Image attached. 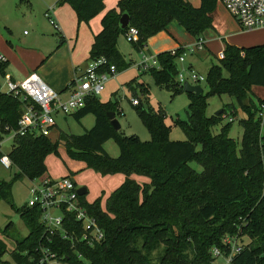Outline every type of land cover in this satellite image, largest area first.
Masks as SVG:
<instances>
[{"label": "trees", "instance_id": "1", "mask_svg": "<svg viewBox=\"0 0 264 264\" xmlns=\"http://www.w3.org/2000/svg\"><path fill=\"white\" fill-rule=\"evenodd\" d=\"M57 5L71 6L79 23H89L105 10V0H58ZM216 5L217 0H201L198 8L188 0H119L117 9L102 20V31L94 39L89 61L105 57L118 71L125 69L127 64L118 49V39L130 28L139 32L138 42L132 44L137 52L146 48L149 39L167 31L173 22L200 39L206 31L214 29L212 14ZM125 14L130 23L122 29L120 20ZM183 50L178 49L175 55L171 52L158 55L160 69L146 72L173 97L184 93L177 82V59ZM223 54L224 58L207 75L208 92L199 96L188 94V120L176 121L187 140H169L165 112L146 110L140 102L135 106L136 112L151 140L141 142L136 136H123L108 118L109 112H115L117 118L122 114L119 103H101L98 97H92L82 110L72 115L78 121L88 115L95 117L94 127L86 134H60L56 142L51 136L14 139L9 156L18 173L12 182H0V200L14 207L15 182L47 174L46 157L60 156L59 147L64 143L68 156L84 163L87 170L103 177L117 174L126 177L107 198L105 209L102 197L93 203L85 201L106 234L101 245L84 250L90 264H212L213 247L224 246L219 236L234 234L235 226L241 223L239 219L247 221L244 230L250 242L241 243L240 252L230 264H264V137H260L261 122L257 119L259 104L264 100L256 101L252 95L253 87H264V44L253 47L227 44ZM139 86L147 97L150 87ZM224 95L236 99L241 109L248 112V119L240 122L244 130L240 148L228 136L231 123L214 135L212 128L222 122L206 115L207 99ZM21 108L18 99L0 96V141L9 135V129L16 128ZM110 140L120 148L117 158L105 151L104 145ZM191 162L202 165L203 172H196ZM133 175L150 182L141 185L131 178ZM18 212L29 234L17 242L11 261L3 260L8 247L0 237V263L37 264L22 253H33L40 243V212L33 213L25 207Z\"/></svg>", "mask_w": 264, "mask_h": 264}, {"label": "rangeland", "instance_id": "2", "mask_svg": "<svg viewBox=\"0 0 264 264\" xmlns=\"http://www.w3.org/2000/svg\"><path fill=\"white\" fill-rule=\"evenodd\" d=\"M28 1H31L33 5H30ZM42 1L0 0V38L12 42L9 43L12 50L13 48L14 50H18L17 47L19 46H26V41L29 39H38L39 37L36 34L39 35L40 33L53 34L52 36L57 39L56 33L58 32L51 21L46 18L45 14L47 11L44 13ZM188 1L196 8L201 5V0ZM212 15L214 29L208 31L205 35L207 48L204 47L202 51H199L194 48L196 44H192L194 41L190 39L192 38L191 35H188L190 37L189 40L185 38L187 40L185 46L188 49L184 56L185 62L180 63L177 61L178 70L181 73L186 74L192 66L193 71L207 78L210 68L213 65L219 64L218 56L223 52L226 43L242 47H253L264 44V30H243L236 19L228 13L220 0H217V5ZM173 25L183 30L178 23L174 22ZM42 39L44 38L42 37ZM32 45L37 46L38 44L33 43ZM118 49L125 58L126 68L120 70L115 77L108 81L104 92L98 97V100L101 103L109 101L119 103V110H122V114L118 116V120L122 126L120 130L121 134L127 137L136 136L141 142L151 140L149 131L137 115L136 107L132 103L133 100H138L146 110H162L165 112V123L170 128L169 140H187L186 135L177 126L176 121L186 122L188 120L187 112L190 104L188 94L184 92L173 97L172 93L166 88L157 86L149 73L138 70L133 63L139 61L140 54L128 42L125 35L119 37ZM60 64H62V59L59 60L57 65ZM20 81L22 80H18V82ZM132 83H134L133 87H130ZM140 84H146L150 87L147 97L142 94ZM205 85L203 84L202 86L204 93H207L208 89ZM219 111H222V113L217 117L216 113ZM206 115L209 118L220 119L222 122V124L212 128L214 135L219 134L223 126L231 123L228 136L236 142L237 148L241 147L244 130L240 122L243 119H248V112L241 109L236 99L225 95L209 97L207 99ZM56 120L57 128L51 135L54 142L58 141L60 134L81 136L90 131L95 125V117L93 115H88L78 121L74 116L65 117L59 114ZM260 137H264V126L262 125ZM6 140L4 150L10 152L14 146V140H12L11 136L7 137ZM262 143L263 140L260 139V145ZM104 148L112 158H117L120 155V148L113 140L108 141L104 145ZM198 148L200 149V146ZM59 154L60 156L51 154L46 157L45 164L48 169V175L53 178L72 175L80 188L86 187L88 189L85 200L88 203H93L102 197L101 204L105 209L108 196L119 188L117 186L118 182H116L118 179L106 178L107 176L103 177L92 170H87L84 163L74 161L68 156L64 143H61L59 147ZM190 166L198 173H202L204 170L203 166L197 162H191ZM17 173L18 170L16 168L4 170L0 167V182H12ZM112 176L115 177V175ZM132 177V179H136L141 185L145 182H150L145 177L136 175ZM30 186L31 184L28 179L15 182L12 189L14 207H11L8 201L0 200V237L8 247V252L3 257L4 261L12 260V253L16 248L17 242L23 240L29 234V230L25 226L18 209H22L31 200L29 193ZM239 221L241 223H237L238 225L235 226L236 231L234 234L223 233L219 236L222 239V243L225 239H232L234 236H236L235 238L238 237V243L248 244L250 242L244 230L247 221L245 219H239ZM7 226L9 227L7 228ZM4 230L6 234H4ZM221 250L224 257L213 258L212 264H228L227 254L229 253V248L224 245ZM153 257H156V253Z\"/></svg>", "mask_w": 264, "mask_h": 264}, {"label": "built area", "instance_id": "3", "mask_svg": "<svg viewBox=\"0 0 264 264\" xmlns=\"http://www.w3.org/2000/svg\"><path fill=\"white\" fill-rule=\"evenodd\" d=\"M220 1L243 30L264 29V0ZM45 16L59 30L51 12L48 11ZM138 35L137 29L130 28L125 36L129 43L135 44L138 42ZM204 47L205 41L200 38L194 48L202 51ZM187 51L185 48L177 61L184 63ZM176 52L177 50L171 51L173 55ZM139 54V61L133 63L138 70L149 72L152 69H160L158 57L149 54L146 48ZM223 58L224 54H221L220 59ZM8 67L7 58L0 54V96L18 99L22 105L20 112L23 114L16 128L9 129V135L0 141V167L4 170L14 168L9 156L13 147L10 152L4 150L7 137L11 136L12 140L27 135L50 137L57 128L56 117L59 114L68 117L82 110L87 100L99 97L108 81L119 72L105 57L90 61L85 72L68 87V97L64 99L60 92L54 90L37 73H32L18 82L13 80ZM177 82L182 87L186 82L203 87L207 78L189 69L186 74L178 72ZM138 102L132 101L134 106ZM257 119L264 126V101L259 104ZM29 181L31 200L24 207L33 213L40 212L38 223L42 227V236L33 253L25 251L22 254L31 256L37 264H72L75 261L90 264L84 250L101 245L106 234L87 209L85 196L79 194L80 187L73 176L53 178L44 175ZM235 237L223 241V245L229 248L228 264L241 250V243H238V237ZM211 254L213 258L224 257L220 248H213ZM13 264L17 263L13 261Z\"/></svg>", "mask_w": 264, "mask_h": 264}, {"label": "crops", "instance_id": "4", "mask_svg": "<svg viewBox=\"0 0 264 264\" xmlns=\"http://www.w3.org/2000/svg\"><path fill=\"white\" fill-rule=\"evenodd\" d=\"M57 2L58 0L42 1L44 13L46 11L51 12V16L53 14L54 20L59 25V30L56 29L58 32L56 33L57 39L52 36L53 34L40 33L39 35L36 34V36L39 37L38 39H29L26 41V46H19L17 47L18 50H14V48L12 50L9 46V43L12 42L0 38V54L7 58L9 72L14 81L24 80L30 74L37 73L45 82L54 90L60 92L63 98L66 99L68 97L67 90L69 85L77 77L81 76L88 67L90 62V51L94 44V39L102 31L103 18L111 10L117 9L119 0H105V10L89 23H79L77 13L71 6H58ZM28 3L33 5L31 1H28ZM173 23L169 25L167 31L161 32L149 39L146 46V51L149 54L158 56L165 52L185 49L187 47L185 46V42L189 40V34L184 29L183 31L178 26L173 25ZM207 32L208 31L202 36L204 41ZM42 37L44 39H42ZM185 38L187 40H185ZM190 39L194 41L192 44L197 43L198 39L195 37L192 36ZM33 43H37L38 45L33 46ZM227 44L229 43L225 44L223 52L219 54V59L220 55L224 53ZM205 48H207L206 42ZM60 59H62V64L57 65ZM190 70H193L192 66ZM133 84L134 83H132L130 87H133ZM259 88L260 87L252 88L253 99L264 100V87ZM260 90L262 91L261 93ZM45 176L50 175L47 173ZM106 178H117L118 181L116 182H118V187L126 180V177L122 174H117L115 177L107 176ZM134 180L136 181V179Z\"/></svg>", "mask_w": 264, "mask_h": 264}, {"label": "water", "instance_id": "5", "mask_svg": "<svg viewBox=\"0 0 264 264\" xmlns=\"http://www.w3.org/2000/svg\"><path fill=\"white\" fill-rule=\"evenodd\" d=\"M130 23V18L127 14L123 15L121 20H120V25L122 27V29H126L129 26ZM184 92L187 94H195L197 96L201 95L204 93V88L201 87L200 85H192L189 82H186L184 84ZM222 113V111H219L218 113H216V116L218 117L220 114ZM22 112L19 113L20 116H22ZM108 118L111 121V125L113 126V128L116 131H120L122 126L118 120V118L116 117V113L115 112H109L108 113ZM79 194L81 196H86L88 194V189L86 187H82L79 189Z\"/></svg>", "mask_w": 264, "mask_h": 264}]
</instances>
